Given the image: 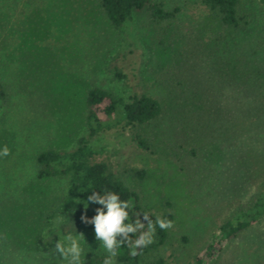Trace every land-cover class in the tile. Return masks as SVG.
<instances>
[{
	"label": "rangeland",
	"instance_id": "1",
	"mask_svg": "<svg viewBox=\"0 0 264 264\" xmlns=\"http://www.w3.org/2000/svg\"><path fill=\"white\" fill-rule=\"evenodd\" d=\"M180 7L174 22L156 27L144 13L118 29L96 0H0V78L9 92L0 105V192L50 214L35 258L1 264H67L54 251L67 234L84 235V257L106 253L95 233L78 229L55 202L62 180L35 179L34 155L70 151L84 127L86 89L127 99L146 93L160 115L140 127L98 137L96 160L123 179L145 171L143 204H172L164 245L171 264H186L219 224L255 196L264 179V0H242L249 23L220 28L195 0H160ZM143 131L153 153L131 136ZM64 216L61 223L57 218ZM114 264H118L114 261ZM210 264H264V217L224 243Z\"/></svg>",
	"mask_w": 264,
	"mask_h": 264
},
{
	"label": "trees",
	"instance_id": "2",
	"mask_svg": "<svg viewBox=\"0 0 264 264\" xmlns=\"http://www.w3.org/2000/svg\"><path fill=\"white\" fill-rule=\"evenodd\" d=\"M206 13L225 30L236 31L247 27L249 20L242 10V0H195ZM98 8L113 29L120 28L139 13L147 15L158 28L170 26L180 7L165 8L160 0H96ZM9 92L0 78V105L6 104ZM161 113L158 100L146 93L133 94L127 99L117 96L101 87L86 89L84 96V127L86 135L79 137L76 147L70 151H58L45 148L34 157L35 179L38 181L62 180L63 185L56 194L55 202L59 213L68 216L78 229L95 233V225L82 220L86 216L90 221L97 213V208L107 209L96 202H89L88 196L105 191L117 193L122 201L131 200L132 207L127 209L129 220L125 223L135 224L136 219L145 223L144 229L130 234L137 239L142 231L147 230L143 214L147 213L155 224L156 218L174 221L172 204L165 201L159 211H150L143 204L139 184L143 181L145 171L142 168L129 167L126 179L116 173L113 165L107 161L96 160L99 150L94 141L100 136L120 128L121 131L140 127L155 120ZM132 140L143 152L153 153L152 144L146 133L139 130L132 134ZM48 217H51L49 214ZM47 215L42 216L33 210L24 200L0 192V264L5 258L16 259L19 256L35 258L39 251L38 241L41 237ZM264 217V179H262L255 196L243 206L238 207L218 226L216 234L186 264H210L222 250L225 242L241 236ZM172 228V227H171ZM171 228L162 230L156 225L153 242L137 249L136 256L130 254L125 245L114 258L118 264H171L164 255V245ZM122 237L118 236L117 240ZM109 254L89 253L84 264H103Z\"/></svg>",
	"mask_w": 264,
	"mask_h": 264
},
{
	"label": "clouds",
	"instance_id": "3",
	"mask_svg": "<svg viewBox=\"0 0 264 264\" xmlns=\"http://www.w3.org/2000/svg\"><path fill=\"white\" fill-rule=\"evenodd\" d=\"M10 149L5 145L0 150V156H8ZM89 202H96L103 205L107 211L103 208L96 209V215L89 221L86 216L82 217V220L86 223H93L95 225V235L97 240L102 241V247L109 254L104 260L103 264H114V258L119 254V249L123 246H127L132 256H136L139 253L137 249H142L153 242V238L156 231V225L162 230H167L173 226V221L156 218L155 224L150 216L143 214V220L146 221L147 230L142 231L137 239L133 240L130 234H136L141 229H144L145 223L141 219H136L135 224L125 221L129 220V213L127 209L131 208L132 201H122L117 193L111 191H105L103 196L99 194H93L88 196ZM64 216L57 218V223L63 222ZM122 237L121 240H117V237ZM84 235L80 234H67L63 239L55 245L54 251L59 254L62 260L67 264H84V248L82 247V241Z\"/></svg>",
	"mask_w": 264,
	"mask_h": 264
}]
</instances>
